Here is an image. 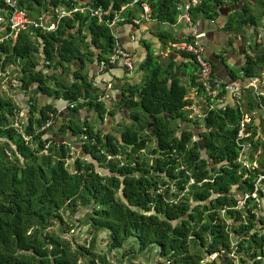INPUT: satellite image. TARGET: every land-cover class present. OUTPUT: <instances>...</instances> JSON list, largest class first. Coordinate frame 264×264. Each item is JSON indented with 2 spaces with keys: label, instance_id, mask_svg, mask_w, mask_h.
Wrapping results in <instances>:
<instances>
[{
  "label": "trees",
  "instance_id": "obj_1",
  "mask_svg": "<svg viewBox=\"0 0 264 264\" xmlns=\"http://www.w3.org/2000/svg\"><path fill=\"white\" fill-rule=\"evenodd\" d=\"M129 1L18 0V6L38 16L32 9L40 5L53 13L58 4L118 9ZM179 1L147 0L150 17L174 23ZM219 2L201 0L190 13L213 14ZM258 3L263 9L264 1ZM138 12L137 7L124 11L129 16ZM0 14L9 15L1 1ZM259 16L243 5L229 15L226 26L257 24ZM162 33L175 41L167 30ZM112 45L109 28L81 12L62 18L53 31L21 29L14 40L0 43V264H124L130 252L149 255L154 246L159 264H233V250L243 254L239 260L245 264H263L262 217H256L250 203L243 210L233 208L235 195L250 192L256 173L264 172L260 125L247 126V159L258 164L249 170L236 159L242 116L238 106L202 107L204 116L189 117L192 98L187 97V86L171 76L174 61L163 66L148 41L139 63L143 81L121 85L120 97L106 107L103 88L88 78L85 66L106 59ZM18 59L13 77H6L7 65ZM73 60L78 61L74 68ZM263 66L264 51L246 54L240 69L250 76ZM68 70L72 80L57 78ZM196 78L193 72L191 82L202 92ZM3 83L27 92L22 98L27 115L21 123V131L30 136L27 141L13 125L19 106L3 93ZM44 96L48 99L40 103ZM244 96L245 109L253 111L256 98L248 90ZM59 101V106L75 104L59 116ZM84 108L94 110L100 120L116 108L125 109L130 121L116 135L82 118L78 111ZM49 112L54 123L35 132ZM153 140L156 144L149 146ZM72 146L85 157L77 155L69 167ZM117 153L121 159L106 160V154ZM55 222L58 230L52 228ZM81 232L89 235L86 242L79 241ZM101 236L104 246L97 242Z\"/></svg>",
  "mask_w": 264,
  "mask_h": 264
},
{
  "label": "built area",
  "instance_id": "obj_2",
  "mask_svg": "<svg viewBox=\"0 0 264 264\" xmlns=\"http://www.w3.org/2000/svg\"><path fill=\"white\" fill-rule=\"evenodd\" d=\"M5 7L9 10L8 17H3L0 14V43L2 41L12 39L14 40L21 29L30 28L32 30L38 29L41 32H50L56 29L59 21L64 17H73L76 12L86 13L90 17L96 19L98 23H103L109 28L110 33L113 36V45L106 59L99 62V70L105 67L118 64L132 69L133 55L131 50L127 49L119 40L116 28L120 23L131 22L133 24H139L141 21H147L152 19L150 17V6L147 0H130L123 3L118 9H112L110 7H103L101 5L93 6L88 3H76L71 6L65 4H58L52 11L39 14L38 16H31L27 11L18 6V0H0ZM201 0H180L177 3V19L185 22L190 32L182 39L171 41L169 47L174 51L189 55L193 62L197 66V82L202 88V107L205 110L214 108L216 106L224 108L227 103V93L231 96L232 103L238 106L242 112V116L238 122V128L236 131L235 140L240 146L237 154V161L242 166L251 170L258 167L256 160H248L247 155L250 152V142L245 140L246 137L251 135V131L247 128L249 124L253 122L252 115L254 111H247L244 107V94L250 91L256 100L260 103V99L264 96V76L263 75H250L247 76L244 83H236L232 81H225L214 73L213 64L205 56L206 44L204 42L205 32L197 26V23L193 20L190 13L191 8L200 3ZM225 1V0H221ZM138 8V15H127L124 11L127 8ZM137 36L130 35L131 40H136ZM99 83H103V93L101 98H107L109 93L107 90H113V83L111 80L104 78L98 79ZM5 84L2 87L5 88ZM75 103L68 102L58 110L64 109L69 106H73ZM198 105L191 104L188 109L191 112L189 117H202L204 116V110ZM264 108V106H263ZM264 111V109H263ZM19 122H18V121ZM54 114L48 113V117L45 122L35 130H43L54 123ZM23 121L16 117L13 125L18 128L25 141L30 136L25 134L21 128ZM121 159L120 154H106V160ZM250 203L252 207L251 211L255 212L256 217L261 216L262 221L259 226H263L264 229V172H257L253 179V187L250 192H243L237 194L236 203L233 206L234 209L243 210L245 206ZM263 204V207H261ZM236 251H232L230 255L234 256L233 264H245L239 259H235Z\"/></svg>",
  "mask_w": 264,
  "mask_h": 264
},
{
  "label": "crops",
  "instance_id": "obj_3",
  "mask_svg": "<svg viewBox=\"0 0 264 264\" xmlns=\"http://www.w3.org/2000/svg\"><path fill=\"white\" fill-rule=\"evenodd\" d=\"M258 1L259 0H239L233 2L225 0L213 5V14L198 13L192 16L199 29L205 32V56L211 60L214 73L225 81H232L240 84L244 83L247 76L243 75L240 68L244 64L245 55H253L264 51V8L262 9L259 6ZM243 5L247 6L249 12L260 14L258 23H244L236 26V23L233 22L231 27H227L226 21L229 18V15L236 10H241ZM51 10V8L44 9L43 6L40 5L39 7L37 6L32 9V13L40 12L39 14H42L50 12ZM153 20L155 19L141 21L138 25L131 22L120 23L116 28V33L118 34L120 42L132 52L134 62L132 69H127L124 66L114 64L99 70V63L96 60H93V62H87L85 66V71L87 70L88 72V78L93 79L95 84L100 88H103V83H99L98 79L104 78L112 81L113 90H107L106 92L109 93V96L104 98L108 100L110 106L113 97H120L121 85H126L127 82L138 83L143 81L145 72L140 68L139 63L146 54L147 49L145 41H148L150 42L151 49L155 52V56L157 54L162 55L161 60L163 66L170 61H174L173 73L171 76L178 77L187 86V97L192 98L193 104L200 105L201 107L203 104L201 99L202 92H198L197 84H192L190 79L191 74L188 75L185 69L188 63H194L193 60H191L189 55L171 49L169 47V43L171 42V40H169L170 38L162 33V30H167L170 37L179 40L189 34L190 29L188 25L185 22L178 20L176 17V21L172 24L160 21L167 25V28L152 29L151 22ZM131 34L137 36L136 40L130 39ZM72 63L73 68L78 65V61L76 60H73ZM194 73L197 75L196 65ZM229 74L232 78H230ZM258 75L264 76V66L260 69ZM227 95L226 100L229 103H232L231 96L228 93ZM198 102L200 103L197 104ZM57 104L60 105V101ZM263 106L264 105L260 104L258 101L255 102L254 113L251 114L253 118L252 123L256 122L260 125L262 130L260 135L262 139H264ZM88 112L89 110L87 108L78 111L82 118H88L97 127L104 125L102 126L103 131L110 130L116 135H119L120 131L112 127L113 123L120 124V118L122 117L128 119L125 109L118 110L116 108L113 115L108 114L109 116L105 119L104 123L101 122L100 118L99 122L93 120L94 115L89 114ZM180 123L185 125L186 122L180 120ZM253 155H257V153H253ZM157 258H159L158 255Z\"/></svg>",
  "mask_w": 264,
  "mask_h": 264
},
{
  "label": "rangeland",
  "instance_id": "obj_4",
  "mask_svg": "<svg viewBox=\"0 0 264 264\" xmlns=\"http://www.w3.org/2000/svg\"><path fill=\"white\" fill-rule=\"evenodd\" d=\"M21 61V59H18L17 60V63L16 64H10V65H7V67H6V71L4 72L5 74H6V77H8V78H12L13 77V75H14V73H15V69L18 67V64H19V62ZM72 68V67H71ZM186 72H187V74L188 75H190V74H192L193 72H194V70H195V65H194V63H188V65L186 66ZM60 70H61V68L59 67V68H57L56 69V72L57 73H59L60 72ZM58 79H63V80H66V81H70V80H72V78H73V75H72V72L70 71V70H68V71H66L64 74H61V75H58V77H57ZM10 86H12V85H10ZM3 93L5 94V95H10L12 98H13V100L18 104V106H19V111H18V118L20 119V120H22V121H24L25 119H26V115H27V113H26V108H25V104H24V102L22 101V98L23 97H25L26 95H27V92H25V91H23V90H20L17 86H12V87H10V88H8L7 86H5V88H4V90H3ZM48 98H47V96H44V97H42V98H40L39 99V102L40 103H45L46 102V100H47ZM51 99V100H50ZM49 100L50 101H54V98L53 97H51ZM55 102V101H54ZM104 103H105V105H106V107H109V103H108V100L107 99H104ZM200 102H198L197 104H199ZM57 107H59V108H61V106H59L58 104L56 105ZM201 108H202V106H201ZM201 108H199V109H201ZM63 111H64V109H63ZM191 112V110H187V113H190ZM89 114H92V115H94V117H93V120H97V122H99V117L97 116V114L94 112V110H90L89 109V112H88ZM109 115H108V113H105L104 114V118H103V120H101V122L102 123H104V121H105V119L108 117ZM123 118V117H122ZM120 118V121H121V123L120 124H118V123H113V128L114 129H117V130H119V131H121L128 123H129V120L128 119H125V118ZM195 118V117H194ZM264 118V117H263ZM193 119V118H192ZM18 121V120H17ZM200 122H201V119L199 120ZM19 122V121H18ZM102 126H104V125H101V129L103 130V127ZM191 127H193V130L195 131V133H197V128H196V126H195V124H191ZM178 133V132H177ZM156 144V140H153V141H151V142H149L148 143V145L149 146H152V145H155ZM259 150H261V147H259L258 148ZM70 155H71V157L70 158H68L67 160H66V163H68V166L69 167H71L72 166V164H73V160H74V158L77 156V155H80L82 158L83 157H85L84 155V153L83 152H80V150L77 148H75V146H72V148L70 149ZM171 182H173V180L171 181ZM171 188L173 189L174 188V185L172 184L171 185ZM237 194V193H236ZM235 196H237V195H235ZM261 207H263V205L261 204ZM228 221V220H227ZM53 229H55V230H58V228H59V224L57 223V222H55L54 223V226L52 227ZM65 235H67V233H64ZM86 237L87 238H89V235L88 234H86V233H83V232H81L80 233V236H79V241L81 242V241H84V242H86ZM97 242H98V244H100L101 246H104L105 245V243H106V239H104V237L103 236H101V238L100 237H97ZM155 250H156V247L154 246V247H152L151 249H150V251H149V255H145V253H140V254H136V252H130L129 254H127L123 259H124V264L127 262V261H130L131 260V263H133L132 261H134L135 263L134 264H159L158 263V260L160 259V258H157V253H155ZM229 254V253H228ZM241 254V253H240ZM239 253L237 254V253H235V259L237 260V259H239V255H240ZM216 255V253H213V254H211V255H209V256H207L206 257V259H208V258H212V257H214ZM241 255H243V254H241ZM159 256V255H158ZM247 257H249V256H247ZM264 259V258H263ZM126 261V262H125ZM154 262H156V263H154ZM264 264V263H263Z\"/></svg>",
  "mask_w": 264,
  "mask_h": 264
},
{
  "label": "water",
  "instance_id": "obj_5",
  "mask_svg": "<svg viewBox=\"0 0 264 264\" xmlns=\"http://www.w3.org/2000/svg\"><path fill=\"white\" fill-rule=\"evenodd\" d=\"M154 24L156 25V27H155ZM151 28H152V29L167 28V25L161 23V22L158 21V20H153V21L151 22ZM161 57H162L161 54H157V55H156V58L158 59V61H159L161 64H163V62H162V60H161ZM167 58H168V57H167ZM191 60H192V58H191ZM229 76H230V78H232L230 74H229ZM63 112H64L63 109H61V110L59 111V116H61V115L63 114ZM235 240H236V236H235V235H232V237H231V241H232V243H234Z\"/></svg>",
  "mask_w": 264,
  "mask_h": 264
},
{
  "label": "bare ground",
  "instance_id": "obj_6",
  "mask_svg": "<svg viewBox=\"0 0 264 264\" xmlns=\"http://www.w3.org/2000/svg\"><path fill=\"white\" fill-rule=\"evenodd\" d=\"M201 91H202V90H201ZM227 96H228V95H227ZM199 106H200V105H199ZM254 130H255V129H254ZM254 130H253V131H254ZM262 205H263V204H262Z\"/></svg>",
  "mask_w": 264,
  "mask_h": 264
}]
</instances>
